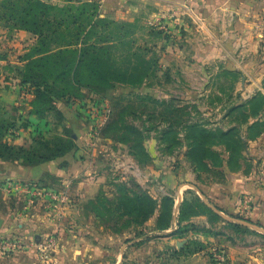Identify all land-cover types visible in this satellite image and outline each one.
Returning a JSON list of instances; mask_svg holds the SVG:
<instances>
[{"label":"rangeland","instance_id":"rangeland-1","mask_svg":"<svg viewBox=\"0 0 264 264\" xmlns=\"http://www.w3.org/2000/svg\"><path fill=\"white\" fill-rule=\"evenodd\" d=\"M83 2L0 0V143L23 149L15 162L24 165L28 154L33 161L70 154L77 148L78 123L88 139L78 157L90 166L86 174L38 182L0 178V227L8 232L0 234V243L16 246L10 251L0 244V256L31 249L36 264H185L199 254L208 264H264V229L208 213L197 197L176 198L175 190L161 183L165 169L154 168L159 177L146 170L155 157L173 171L177 151L199 171L207 168L203 159L220 165L223 149L238 163L244 138L264 132V96L224 114L214 113L224 95L203 100L198 95L190 102L158 97L168 85L158 74L164 40L171 34L158 20L146 24L143 16L116 22L113 39L104 45L116 78L105 86L49 82L46 100L21 83L25 58L36 44L35 23L48 20L43 8L75 12ZM97 5L100 13V1ZM260 45L258 56L264 58ZM192 83L198 90L199 82ZM255 120L261 121L252 130L215 126ZM95 179L98 187L92 191ZM189 204L206 215L205 225L178 224L180 210L192 213Z\"/></svg>","mask_w":264,"mask_h":264},{"label":"crops","instance_id":"crops-1","mask_svg":"<svg viewBox=\"0 0 264 264\" xmlns=\"http://www.w3.org/2000/svg\"><path fill=\"white\" fill-rule=\"evenodd\" d=\"M98 1L101 17L115 22H129L143 16L146 24L150 25L158 20L171 34L164 40L165 51L160 57L162 68L158 74L167 80L168 85L166 92L158 94V97L190 102L198 95L202 97L201 100L210 95H224L227 99L222 107L218 105L214 109V113L224 114L236 111L248 99L264 96V89L260 87L264 81V58L258 56V46L261 47L260 42L264 43V27L261 24L264 18V0ZM192 80L199 82L198 90L193 89ZM12 106L13 104L10 108ZM15 111L12 112L13 115ZM260 121L255 120L246 126H239L237 123H227L224 126L223 121L215 126L252 130ZM75 127L76 153L65 154L33 166L0 159V178L38 182L51 175L66 178L86 174L90 167L89 160H82L78 156L88 139L82 126L77 123ZM244 140L246 147L236 156L238 163L230 161L232 155L223 149L218 153L220 165L213 167L206 161L208 159H203L207 168L199 171L177 151L179 163L173 171L155 157H152L151 166H147L146 170L153 177H159L155 176L157 173L154 168L165 169L160 177L161 183L163 187L165 185L174 189L176 198L183 194L197 197L204 207L219 214L224 220L230 218L241 225L264 229V132ZM97 187L95 179L90 189L94 191ZM245 197L251 199L252 205L248 212L243 213L241 199ZM206 221V215L199 214L184 222L203 226ZM6 233L8 232L0 227V234ZM37 262L31 249L12 257L0 256V264ZM185 264L208 263L203 255L198 254L185 259Z\"/></svg>","mask_w":264,"mask_h":264},{"label":"trees","instance_id":"trees-1","mask_svg":"<svg viewBox=\"0 0 264 264\" xmlns=\"http://www.w3.org/2000/svg\"><path fill=\"white\" fill-rule=\"evenodd\" d=\"M97 3V0L83 2L75 12L70 7L46 5L43 8L53 15L45 16L43 11V16L48 17V20L41 25L35 23L36 29L32 33L36 37V44L26 56L24 71L20 76L21 83L30 85L37 97L48 100L43 89L49 82L63 84L65 87L72 82L82 87H99L116 78L117 70L104 45L113 39L114 27L118 25L113 20L101 17ZM23 151L21 148L16 149L0 143V159L4 161H17V152ZM5 152L8 154L4 155ZM64 154L35 161L30 159L34 156L28 154L24 156L25 165H38ZM203 208L207 209L204 206ZM188 209L192 211L190 215H185L180 210L178 224L202 214L197 213V207L190 204ZM208 213L213 212L208 210ZM233 225L237 227L236 224Z\"/></svg>","mask_w":264,"mask_h":264},{"label":"built area","instance_id":"built-area-1","mask_svg":"<svg viewBox=\"0 0 264 264\" xmlns=\"http://www.w3.org/2000/svg\"><path fill=\"white\" fill-rule=\"evenodd\" d=\"M262 181V180H261ZM263 182V181H262ZM252 202L251 199L249 197H245L241 199V207H242V212H248L249 209L251 208ZM1 245L7 247L10 251L13 250L12 248H16L15 245H9L7 242L3 241L0 243Z\"/></svg>","mask_w":264,"mask_h":264}]
</instances>
